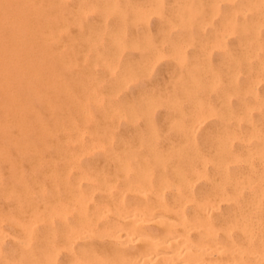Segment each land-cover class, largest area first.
<instances>
[{"label": "rangeland", "instance_id": "1", "mask_svg": "<svg viewBox=\"0 0 264 264\" xmlns=\"http://www.w3.org/2000/svg\"><path fill=\"white\" fill-rule=\"evenodd\" d=\"M190 1L191 2L193 1L192 4ZM205 1H207V3ZM212 1L211 0H174V1L173 0H50V1L49 0H2L1 1L0 0V38L2 39V44L0 43V48L2 47V49L4 50V51L2 50L4 56L7 54L5 57L9 61L8 62L9 67L14 70H17L19 68L21 69L24 67L30 70L31 69L39 70V71L41 70L40 72H41L42 79L39 84H33L34 86L32 84H18V85L17 84L16 85L7 84L11 89L13 90L16 89L15 91L17 92L18 90L20 93L18 101L13 102V105L11 106L13 111L14 109H17L16 111L18 114L17 113L13 114L7 118H4L3 116L0 117V124L5 125L4 127L5 129L8 127L6 129L8 133V140H9L8 144L10 143L9 146H11L10 152L12 154V157L16 159V163L17 161L19 162V166L18 164L16 166H18V170L20 171L21 179L24 181L27 187L30 188L31 186V189H30L32 191L30 194L31 200L34 198L33 199L34 202L41 203V199L44 201L43 195L47 196L49 194L48 189L50 187V184L48 183L50 182L47 178L48 176L46 173L48 171H52L53 169H56V171L54 170V172L58 173L59 175L63 172L61 174L62 177L63 175H68L70 177L72 175L71 179H73L75 177V174H78L74 172L75 171L77 172L78 169L81 168V166L83 168H86L87 170V168H89V165L90 166L92 165L93 167H90L91 169L90 168L88 169L90 170V173H91V170L93 169L92 172L93 174L95 173V176L97 178L102 177V179H106V180L110 179V182H111L114 175L118 173L117 169L114 170L115 168H117L115 167V164L113 166L114 162L112 161L110 162L107 157L108 155L113 154V156L114 155L118 157L123 156L121 158V162L125 165L130 163V159H132L131 160L132 162L134 161V164H135V161H137L135 164V169L138 168L136 165L139 160L142 162L144 161L146 162V161H149L150 159V162L152 161L151 162L152 164L148 162L149 164L147 163L146 166L141 165L140 169L146 167L148 169L147 174L150 175L151 173H153L152 175L153 177L155 175V177L154 178L152 177V179H155L158 173L157 168L159 169L161 163H163V165H166L170 163V162H167L168 160L176 161L179 157L181 158L183 155L186 156L188 154H191V152L198 150V149L200 150V152L205 151L209 153L212 148L217 146L216 142L218 141V138L219 136H221L222 132L225 131L226 127H227L226 129L227 131L236 130L238 132L239 130L244 129L243 125H241L243 127L237 128L235 125L233 126V124H230V123H231V120H234L233 116H235L234 114L235 111H236V114L239 112V108H240L239 105L243 102L241 100L243 99V97L239 96L241 94L240 92L238 93L239 90L237 91L236 89H239L241 86L245 85L243 83H245V81L247 80L246 77L247 75H249L248 73H250L249 71L251 70V69H248L247 67L254 65L256 60H253V59H256V58L252 54L251 50H248V49L245 50L243 49L242 46H239V43H237L238 40L236 39V37H234L235 36L234 34H226V36H228L227 38H225L226 36L219 38L217 34V30H218L217 27H219V22H220L219 20L224 14L223 12H225L228 8L227 7L223 8L225 6L223 3L214 4L216 5L214 8L215 10L211 12V7L214 6ZM32 7H33V10H32ZM23 8H25L24 11H23ZM220 8H222L223 10H220ZM19 10L22 11V13H20ZM201 10L204 12H202ZM219 11L221 12L219 13ZM55 13H58V15H56ZM196 13L197 14L199 13L200 15H197ZM219 14L220 16L217 17V15ZM36 16L38 18L40 16V18L38 19ZM50 17L52 19H50ZM194 17L195 19L196 17L198 18L195 20ZM204 17H205V20H204ZM36 19H38L39 23L41 24L35 22L34 20ZM53 19H56L55 23ZM214 19H216V21ZM24 20L26 21L24 22ZM42 20L46 22H44L43 24ZM211 20L214 22H212ZM38 25H41V26H38ZM47 25H49V27ZM207 25L211 27H208ZM43 28L46 31L43 30L42 32L41 29ZM49 31H51L53 34ZM231 35H232V39H231ZM37 39L39 40V42H36L38 41ZM49 40L51 42H49ZM225 41L226 43H224ZM20 47L21 49L22 48L23 49L21 50ZM26 48L27 49L29 48V50H27ZM218 49H220V51L222 50L221 52L223 53V55ZM240 50H242L241 51L242 54ZM21 51H22V54H21ZM235 51H237V53ZM30 53H33V54H30ZM234 53H236V55ZM45 54L46 56H44ZM219 54H220V57L221 56L223 57L220 58ZM33 56H36V57H33ZM243 56H245V58H243ZM30 57L31 58L33 57V60H31ZM47 57L51 59L48 60ZM250 59H252V61ZM37 60L39 61L41 60V61L39 62ZM51 60L53 61V64L55 63V65L58 66V68L59 67L62 68V73L61 71L58 72L59 71L58 68L55 69V65L51 64L52 62ZM236 60L238 61V63H237V66L234 67L236 63V62L234 63V61ZM246 60L248 63L245 62ZM241 63L242 64L244 63V64L241 66L239 65ZM220 64L221 65L223 64V66L221 67ZM244 65L246 66L247 70L245 69ZM45 66H47V68ZM220 67L222 68L223 72L221 71ZM53 69L55 72L53 71ZM234 69H235V72H234ZM225 71H226V75H225L226 77L224 79L223 77H224ZM43 73H44L43 75L44 77L42 76ZM60 74L64 75L68 80L64 79V76H61ZM86 75L91 81L93 80L92 81L94 82L93 84H91L92 82L90 80L89 81L87 80ZM240 75H242L241 78H240ZM63 80L64 81L66 80V81L63 82ZM237 80L239 81V83H237ZM240 80H242V82ZM69 81L73 82L74 84L73 83L70 84ZM235 81H236V84H234ZM262 81L264 80H260L259 81L260 83L258 82L253 85L254 87L256 86V91L258 90V88H260L259 90L261 91L258 90L257 93L259 92L258 95L264 97V93H262V91H264L262 90L264 89L262 88L264 87V84H262ZM89 82L91 83L87 84ZM222 84L225 88L222 86ZM239 84H240V87H238ZM56 85L57 86L59 85L61 87L60 88L56 87ZM26 86L28 87V89ZM54 86H55V89L57 90L52 88ZM48 87L51 89V91L47 89ZM24 88H25V91L27 90L28 92H25ZM218 88H220L221 90ZM58 90L60 91L58 92ZM218 90L222 92L217 93ZM225 90L226 92L223 93V91ZM30 91L31 93H29ZM66 91H68L67 92L68 94L65 93L66 94L65 95L64 92ZM94 91L96 92V94ZM230 91L231 93H229ZM27 93L29 94V97ZM33 93H36L37 95V98H34V101H35L34 103L31 102L33 101V98L31 99V96L33 95ZM40 93L42 95H40ZM45 93H47V95ZM25 95L26 97L24 98L23 96ZM44 95H46L47 97L46 96L44 97ZM60 96L62 97L59 98ZM237 96L239 99L237 98ZM27 97L28 99H26ZM215 98L217 99L215 100ZM236 99L240 101V102L237 101L239 104L236 102ZM61 100H63L62 103L60 102ZM228 101L229 103H227ZM232 101L234 102L235 106H232V103H233ZM202 103L205 106H202L203 105ZM33 105L36 107L34 108ZM44 105L45 107H42ZM57 105L59 106L57 107ZM115 106H117V108ZM193 106L196 111H194ZM63 109H64V112H63ZM203 109L204 111L205 110L207 111L204 112ZM114 111H116V113ZM191 111H194V112H191ZM200 111L201 113H199ZM231 111H234V113L233 112L231 113ZM30 112H32L31 115H30ZM43 112L46 114H44ZM54 112L56 116L54 115ZM58 112L59 114H57ZM197 113H198V116L197 117L196 115L194 116V114H197ZM256 113H257V110H253L251 112L252 115L253 114L255 115V116L254 115L252 116L253 118L252 120L254 122H256V120L258 121L257 119L258 117ZM61 115H64V116H61ZM191 115H193V117ZM57 116L59 118L62 117L60 118L61 120ZM64 117L67 119L64 120ZM215 117H217V119ZM202 118L203 119L207 118L208 120H204V121L201 120L199 122L196 121ZM47 119L49 120V122H47ZM218 119L219 120L221 119L222 121L221 120L218 121ZM62 120L65 121L66 124ZM216 120L219 123H215L217 122ZM70 121L72 122L73 126L71 125ZM202 121L204 122L205 125L204 124L202 125L200 123ZM226 121H228V123L230 122L229 124L231 126L225 125ZM93 124H94V127H93ZM82 126L85 128H83ZM75 127L78 130H76ZM80 127L82 128L80 129ZM199 129L201 130V132H203V134L199 133L200 131ZM216 129H219V130H216ZM94 130L95 132L96 130H98L96 134ZM191 130L194 132L196 136L193 134ZM59 131L60 133H58ZM91 131L93 135L91 134ZM71 132L74 135V136L72 135L73 139L69 135V133ZM240 132H244V131H239L238 133ZM189 133H191L193 136ZM60 134L62 136H60ZM86 134H88V136H86ZM199 134L205 137H202L201 139L199 138L201 137ZM32 135L33 137H31ZM101 135L103 138H101ZM104 136L106 138H104ZM114 136H116L117 138L115 137L116 138L115 139ZM56 137H60V138H56ZM91 137L92 138L96 137V138L91 139ZM195 137H196V140H194ZM1 138L2 136L0 133V139ZM97 138H98V141H97ZM113 138L116 141H114ZM203 138L204 139L206 138L204 140L205 141L204 144L206 143L205 144L206 146L202 144ZM55 139H57L59 143L57 142V140L55 141ZM110 139H113V140H110ZM118 139L119 141H117ZM142 139H144V141H142ZM36 140L37 142H40V143H37ZM33 141L35 142V144L33 143ZM69 141L71 142V144L69 143ZM113 141L115 143V145L113 146L114 149L115 147L116 148L118 147L117 151L116 149L115 150L112 149L113 147L110 149V145L112 146L114 144ZM130 141L131 142L134 141V142L131 143ZM16 142H18L17 144H19L21 148L32 147V148H35L37 154L40 155L42 153L40 155L41 158L39 157L38 164L37 162L33 164L34 163L33 159H34L35 154L31 152L30 153L26 152L27 156L26 154L22 157L19 156L21 155L20 154L21 152L18 153V152H15L14 149H12V147L15 146ZM195 142H197L198 145H196ZM232 142L233 143L236 142V143L233 144ZM66 143L67 145H65ZM172 143L173 144L175 143V144L173 145ZM188 143L190 144L187 145ZM238 143H239L238 140L234 139L233 141L231 140L229 142V146L231 147L232 145L233 147L235 145L233 148L237 149ZM59 144L60 146H58ZM69 144L72 146L71 148ZM72 144H74V146ZM75 144L77 145L79 144L80 146L79 145L78 146L80 147V149L77 145L76 147ZM84 144L86 145L89 144V145L86 146ZM199 144L201 145V149L203 150L200 149ZM209 144H212V145H209ZM53 145H55L54 148H53ZM175 145L176 147H174ZM141 146H142V150H139L141 149L140 148ZM143 146L146 148H144ZM73 147H75L76 149ZM68 148H70L71 151H69L70 149ZM105 148L106 149L108 148L109 151L111 150L113 151L109 152L108 149L106 150ZM62 149H65V151H68V152H64V150ZM97 149H98V152L96 153ZM163 149L164 150L166 149L165 150L166 152ZM75 150H77L76 153L74 152ZM102 150L103 151L106 150L107 152L106 151L103 152ZM158 150L160 152L159 154H158ZM49 151L52 154H54L53 157L51 156L52 154H50ZM72 151L74 153H72ZM140 151L141 153H143V155H141ZM118 152L120 153V155ZM124 152H126V155ZM105 153H107V155ZM91 154H93V157L95 156L94 157L95 159L91 156ZM147 154L148 156H145ZM139 155L140 157H138ZM173 155H175L177 158L174 156V159H171V158L169 159L168 156L173 157ZM49 156H51V158ZM83 156L84 157L86 156V157L84 158ZM136 156H137V159L133 160ZM20 157L21 158L25 157V158L22 161ZM87 157H89V159L92 158L94 162L91 159L89 160ZM153 157L155 158L153 159ZM61 158L63 161L61 160ZM69 158H71L73 161L75 159V162H72L71 159L69 160ZM83 158L84 159L87 158V161H91V162H87L88 163L87 167L86 165L81 164V163L87 164L85 162H82V160H84ZM97 158L100 161V163L102 162L103 163L100 164L99 161L96 160ZM101 158L102 160L105 159V161L104 160L102 161ZM126 158L128 160H126ZM146 158H148V160H145ZM51 159L53 162L51 161ZM55 159L57 161L60 160L61 163L57 162ZM41 160H43V162L45 163H43ZM67 160H69L70 162ZM76 160L78 161L77 164H76ZM106 160L109 161V164H108V161ZM95 161H97L98 163ZM62 162L63 164L65 162L66 167H64L65 165L63 166ZM67 162L69 163V165L66 164ZM132 162L130 164L131 168L134 166ZM96 163H97V166H95ZM78 164H79V167H78ZM55 165H58V166L54 168ZM149 165H151V167H148ZM25 166H26L27 172H25L26 171ZM3 167L0 166V169H1L0 171L5 172L8 170L11 171L15 166L12 165V167L10 168L4 167V169ZM150 168H152L153 170L152 169L150 170ZM37 170H39V172L38 174L35 172L36 173L35 174L33 171H37ZM40 172H42L41 176H40ZM28 173L30 174V178H28L29 176ZM71 173H74V175ZM87 173L90 174L89 171ZM70 177L68 178L70 179ZM45 180L47 181L45 182ZM197 185L199 186V184ZM37 186L40 187V189H36ZM43 186L44 187L47 186L48 189L45 187L47 189V192H45L46 189ZM198 186H196V188ZM34 195L36 196V198ZM37 199H40V200H37ZM9 201H7V199L0 200V204L2 205L4 204L3 206L0 205V208L9 210L10 209L9 207H11L10 209L11 211L13 209V202L11 200ZM5 229L6 231L12 233L11 229H9L8 227ZM5 247L7 248L8 244H5V246L3 245V248Z\"/></svg>", "mask_w": 264, "mask_h": 264}, {"label": "bare ground", "instance_id": "2", "mask_svg": "<svg viewBox=\"0 0 264 264\" xmlns=\"http://www.w3.org/2000/svg\"><path fill=\"white\" fill-rule=\"evenodd\" d=\"M192 2H191V4H192ZM205 2L207 3V1H205ZM212 2H213V5L223 3L225 5L223 8H225V7L228 8L225 12H223L224 14L222 13L223 15H222L221 19L219 20L220 21L219 27H217L218 28L217 34H218L219 38L226 36V34H234L235 36L234 35L233 36L236 37V39L238 40L237 43H239V46H242L243 49H245V50L246 49L251 50L252 54L256 58V59H253V60H256L254 65L249 66L250 65L249 64L248 65L249 67H247L248 69H251L252 71L251 70L249 71L250 73H248L249 75H247L248 78L246 77L247 80L245 81V83H243L245 85L240 87V84H241L240 83L238 86L240 88L236 89L237 91L239 90L238 93L240 92V94H241V95H239V94L238 95L240 97L241 96L243 97V99L240 98L243 102L239 105L240 108H239V112L237 114H236V111H235V113H234V111H231V113L233 112L235 114V116H233L234 120H231V123L229 122L230 124H233V126L235 125L237 128L244 126V129L242 128L243 130H239V131H244V132L238 133L239 131L237 132L236 130H234L236 132L231 131V130L227 131L226 130L227 127H226L225 131H227V132H225V131L222 132L221 136H219L218 141L216 142L217 146L212 148V149L210 148L211 150L209 153H207L205 151L200 152V150L198 149L199 151L195 150V151L191 152V154L187 153L188 155H186V156L183 155L181 158L179 157L176 161H169L167 159L168 160L167 162H170V163H168L169 165L168 164L163 165V163H161L159 169L157 168L158 173H157V176L155 179H152L153 173H151V171H150V173H151L150 175L147 174L148 169L146 167H144L145 169L142 168L143 170L140 169L141 165L146 166L147 163L150 162V159H149V161H146V162L145 161L142 162L139 160L138 161L139 164L137 163V165H136L138 168L135 169V164L137 161H135V164H134V161L132 162L131 161L132 159H130V163L127 162L128 164L125 165L121 162V158L123 156L118 157L116 155L113 156V154L108 155L107 157H108V160L110 162L111 161L114 162L113 166L115 164V167H117L114 170L117 169L118 173L116 175H114L113 178L110 177V178H112L111 182H110L109 178H108L109 180L102 179V177L97 178L95 176V173L93 174V172H92L93 169L91 170V173H92L91 174L90 170H88V169L90 167H93L92 165L91 166L89 165V168H87V170H86V168H83L81 166V168H79L77 172L76 171L74 172V173H78V174H75V177L73 179H71L72 175H71V177L68 175H63V177H62V175H61L63 173L62 171H60L62 173L59 175L58 173L54 172V170L56 171V169H53L52 171L47 170L48 172L46 174H47V176H48L47 178L50 182V183H48V184H50V187H49V189L47 188L48 185L45 187L48 189L49 194L47 195L48 196L47 197L46 195H43V193H42V195L44 196V198H43L44 201L41 199V203H37V202H34V200H33L34 198L31 200V195H30L32 192L30 190L31 186H30V188L27 187V185L21 179L20 171L18 170L19 162L17 161V163H16V159L12 157V154L10 152L11 146H9L10 143L8 144L9 140H8V133L6 130L8 127L5 129L4 128L5 125L0 124V133L2 136V138L0 139V166H2V167L4 166L6 168H10V167H12V165L15 166L11 171H9V170L5 171V172L0 171V200L7 199V201L11 200L13 202V209L11 211H10L11 207H9L10 208L9 210H5V209L0 208V264H264V97L258 95L259 92L257 93V91L260 88H258V90L256 91V86L254 87V85H253V84L258 83L260 80H264V0H213ZM43 3H44V1H43ZM215 6L216 5L212 6L213 8L211 7V12L213 10H215L214 9ZM218 7H219V5H218ZM4 8H6V7H4ZM24 9L25 8H23V11H24ZM20 10H21V8H20ZM32 10H33V7H32ZM220 10H223V9L220 8ZM202 12H204V11H202ZM216 12H217V10H216ZM220 12L221 11H219V13ZM20 13H22V11H20ZM35 14H36V12H35ZM55 14L58 15V13H55ZM197 15H200V14L198 13ZM218 16H220V14L217 15V17ZM205 17H204V20H205ZM39 18H40V16H39ZM55 18H56V16H55ZM197 18L198 17H196V19ZM24 19H25V17H24ZM30 19H31V17H30ZM38 19H36L34 21L39 23ZM50 19H52V18L50 17ZM194 19H195V17H194ZM55 20L56 19H53L54 23L56 22ZM214 20L216 21V19H214ZM25 21L26 20H24V22ZM44 22H46V21H43V24H44ZM212 22H214V21H212ZM20 24H22V23H20ZM39 24H41V23H39ZM46 24H48V23H46ZM34 26H35V24H34ZM38 26H41V25H38ZM47 26L49 27V25H47ZM42 27H43V25H42ZM208 27H211V26H208ZM41 30L43 32L44 28ZM41 30H39V31H41ZM212 30H213V28H212ZM44 31H46V30H44ZM51 31H49V32H51ZM227 37L228 36H226L225 38H227ZM44 38H46V37H44ZM231 39H232V35H231ZM24 42H26V41H24ZM36 42H39V40ZM49 42H51V41L49 40ZM211 42H212V40H211ZM0 43L2 44L1 38H0ZM224 43H226V41ZM48 44H50V43H48ZM227 44H228V42H227ZM20 49H21V47H20ZM215 49H216V47H215ZM2 50L3 49L1 47L0 48V117L3 116L4 118H7V117L17 113V111H16L17 109H14V111H13L11 106L13 105V102L18 101L19 94H20L18 90L16 92L15 91L16 89L15 90L11 89L7 84H12V85L13 84H15V85L16 84L17 85L18 84H32V85L33 84H39L41 82L42 77H41V72H40L41 70L40 71L39 70H33V69L30 70V69H27L25 67L21 68V69L19 68L17 70L10 68L9 63H8L9 61L5 57L7 54L4 56V54H3L4 50L3 51ZM27 50H29V48ZM218 50L220 51V49H218ZM237 51H235V52L237 53ZM241 51L242 50H240V52ZM9 52H10V50H9ZM33 53H30V54H33ZM236 53H234V54L236 55ZM21 54H22V51H21ZM241 54H242V52H241ZM222 55H223V53H222ZM44 56H46V54ZM33 57H36V56H33ZM33 57L32 58L30 57L31 60H33ZM219 57H220V54H219ZM221 57H223V56H221ZM38 58H39V56H38ZM243 58H245V56H243ZM47 59L50 60L51 58L49 59L47 57ZM226 59H225V61H226ZM228 59H229V57H228ZM52 60H53V58H52ZM250 60L252 61V59H250ZM13 61H14V59H13ZM37 61H39V60H37ZM245 62H247V60ZM227 63H229V62H227ZM234 63H235L234 67H236L238 61L236 60V61H234ZM42 64H41V66H42ZM51 64H53V61L51 62ZM223 64L222 65L220 64V66L222 67ZM243 64L241 63L239 65L242 66ZM53 65H55V63ZM230 65H228V66H230ZM56 66L57 65H55V69L58 68V66L57 67ZM45 67L47 68V66H45ZM221 67H220V69L222 71ZM243 67H241V68H243ZM247 68L245 66L246 70H247ZM58 69H59L58 72L61 71V73H62V68L59 67ZM231 69H233V68H231ZM238 69H239V67H238ZM53 71H54V69H53ZM227 71H229V70H227ZM234 72H235V69H234ZM43 75H44V73L42 74V76ZM60 75L64 76L62 74H60ZM225 75H226V71L224 73V77H223L224 79L226 77ZM241 76L242 75H240V78H241ZM86 77H87V75H86ZM69 78H70V76H69ZM230 78H232V77H230ZM64 79L68 80L65 76H64ZM56 80H55V82H56ZM87 80L89 81L90 79L87 77ZM65 81L63 80V82H65ZM70 81H69L70 84L73 83ZM94 81H95V79H94ZM240 81L242 82V80H240ZM91 82H89L87 84H90ZM69 83H67V84H69ZM93 83L94 82H92L91 84H93ZM237 83H239L238 80H237ZM56 84H58V83H56ZM234 84H236V81L234 82ZM262 84H264V81H262ZM226 85H227V83H226ZM19 86H21V85H19ZM222 86H223V84H222ZM56 87L60 88L61 86L56 85ZM207 87H208V85H207ZM207 87H206V89H207ZM25 88H24V91H25ZM52 88L55 89V86ZM216 88H217V86H216ZM262 88H264V87H262ZM22 89H20V90H22ZM27 89H28V87H27ZM47 89H49L51 91V89L49 87ZM218 89H220V88H218ZM55 90H57V89H55ZM220 90H218L217 93L220 92ZM226 90L223 91V93L226 92ZM230 90H232V89H230ZM236 90H235V92H236ZM262 90H264V89H262ZM52 91H54V90H52ZM59 91L60 90H58V92ZM62 91H64V90H62ZM259 91H261V90H259ZM25 92H28V91L26 90ZM67 92L68 91L64 92V94L65 93L68 94ZM29 93H31V91ZM47 93H45V94L47 95ZM229 93H231V91ZM262 93H264V91H262ZM52 94H53V92H52ZM95 94H96V92H95ZM40 95H42V94L40 93ZM46 95H44V97ZM23 97L25 98L26 95ZM28 97H29V94H28ZM28 97L26 99H28ZM61 97L62 96H60L59 98H61ZM71 97H72V95H71ZM218 97H220V96H218ZM32 98H33V101H31V102L34 103L35 102L34 98H37L36 93H33V95L31 96V99ZM52 98H53V96H52ZM227 98H228V96H227ZM237 98H238V96H237ZM216 99L217 98H215V100ZM238 99H236V102L239 101ZM191 100H192V98H191ZM71 101H72V99H71ZM229 101L227 103H229ZM60 102L62 103L63 100H61ZM234 102L232 103V106H235ZM39 104H40V102H39ZM35 105H36V103H35ZM198 105H200V104H198ZM58 106L59 105H57V107ZM202 106H205V105L203 104ZM206 106H208V105H206ZM35 107L36 106H34V108ZM42 107H45V105ZM115 107L117 108V106H115ZM226 107H228V106H226ZM193 108H194V106H193ZM199 108H201V107H199ZM37 109H38V107H37ZM231 109H233V108H231ZM45 110H46V108H45ZM253 110H257L256 115L258 117L257 118L258 121L256 120V122H254L252 120L253 119L252 116L255 114L254 112H253L254 113L253 115L251 114V112ZM40 111H42V110H40ZM194 111H196L195 108H194ZM194 111H191V112H194ZM201 111L199 113H201ZM203 111H204V109H203ZM205 111H207V110H205ZM222 111H224V110H222ZM55 112H54V115H55ZM63 112H64V109H63ZM114 112L116 113V111H114ZM118 112H119V110H118ZM31 113L32 112H30V115H31ZM52 113H53V111H52ZM60 113H61V111H60ZM44 114H46V113H44ZM44 114H42V115H44ZM57 114H59V112ZM195 115L197 117L198 113L194 114V116ZM61 116H64V115H61ZM191 116L193 117V115H191ZM201 116H202V114H201ZM70 117H71V115H70ZM60 118H62V117H60ZM188 118H187V120H188ZM207 118L206 119L202 118V119L196 120V121L199 122L201 120H203V121L208 120L209 118L208 119ZM215 118L217 119V117H215ZM48 119H50V118H48ZM48 119H47V122H49ZM59 119H58V121H59ZM65 119H67V118L64 117V120ZM187 120H185V121H187ZM189 120H191V119H189ZM220 120L218 119V121H220ZM31 121H32V119H31ZM218 121L215 123H219ZM63 122L65 123V121H63ZM72 122H73V120H72ZM72 122H71V125H72ZM202 122H200V123L203 125L204 122L203 123ZM232 122H234V123H232ZM226 123H225V125H230L228 123V121H226ZM65 124H64V126H65ZM184 125H185V123H184ZM210 125H212V124H210ZM241 125H243V126H241ZM36 126H38V125H36ZM66 126H68V125H66ZM186 126H187V124H186ZM82 127H80V129ZM93 127H94V124H93ZM44 128H46V127H44ZM83 128H85V127H83ZM210 129H212V128H210ZM76 130H78V129L76 128ZM178 130H180V129H178ZM192 130H193V128H192ZM216 130H219V129H216ZM60 131L58 133H60ZM67 131H69V130H67ZM97 131L98 130H96V132ZM195 131H196V129H195ZM64 132H66V131H64ZM94 132H95V130H94ZM96 132H95V134H96ZM71 133H69V135L72 138L73 133L72 134ZM185 133H184V135H185ZM199 133L203 134V132H201V130L199 131ZM91 134H92V131H91ZM178 134H180V133H178ZM189 134H191V133H189ZM193 134H194V132H193ZM28 135H30V134H28ZM33 135L31 137H33ZM65 135H66V133H65ZM102 135H103V133H102ZM102 135H101V138H103ZM181 135H182V133H181ZM49 136H51V135H49ZM54 136H56V135H54ZM57 136H58V134H57ZM60 136H62V135L60 134ZM76 136H78V135H76ZM86 136H88V134H86ZM94 136H96V135H94ZM65 137H67V136H65ZM115 137L116 136H114V138ZM202 137H205V136L202 135L199 138L202 139ZM56 138H60V137H56ZM93 138L95 139L96 137H93ZM93 138L91 137V139H93ZM98 138H97V141H98ZM104 138H106V137L104 136ZM107 138H108V136H107ZM142 138H143V136H142ZM113 139H110V140H113ZM115 139H114V141H116ZM205 139L203 138V142L201 141L202 144H204ZM208 139H209V137H208ZM234 139L238 140V142H239L237 144V149L233 148L235 145L233 147H232V145H231V147L229 146V142L231 140L233 141ZM44 140H46V139H44ZM56 140L57 139H55V141ZM194 140H196V137L194 138ZM114 141H113V143H114ZM117 141H119V139ZM120 141H122V140H120ZM134 141H132V142H134ZM142 141H144V139H142ZM36 142H37V140H36ZM57 142H58V140H57ZM77 142H78V140H77ZM236 142H234V143H236ZM17 143L18 142L15 143V146L12 147V149H14V151L18 152V153L21 152L20 153L21 155H19L21 157L24 156L26 154V152L27 153L31 152V153L35 154L34 159H33L34 160L33 164H35V162H37V164H38L39 157L41 158L40 155L42 153L40 155L37 154L35 148H32V147L21 148V146ZM33 143L35 144L34 141H33ZM37 143H40V142H37ZM69 143L71 144L70 141H69ZM178 143H179V141H178ZM60 144L58 146H60ZM70 144H69V146L71 148L72 146ZM97 144H98V142H97ZM189 144L190 143H188L187 145H189ZM195 144L198 145L197 142H195ZM65 145H67V143ZM72 145L74 146V144H72ZM76 145L77 144H75V146ZM84 145H86V144H84ZM88 145H86V146H88ZM108 145H109V143H108ZM114 145H115V143L112 146L110 145V149ZM141 145H143V144H141ZM209 145H212V144H209ZM54 146L55 145H53V148H54ZM56 146H57V144H56ZM169 146H171V145H169ZM199 146L201 149L200 144H199ZM63 147H64V145H63ZM107 147H109V146H107ZM174 147H176V145ZM189 147H188V149H189ZM70 148H68V149H70ZM73 148H75V147H73ZM117 148L115 147L116 151H117ZM140 148L141 149H139V150H142V146ZM144 148H146V147H144ZM68 149H66V150H68ZM79 149H80V147H79ZM112 149H114V147ZM62 150H64V152H68V151H65V149H62ZM93 150H91V151H93ZM106 150H104V151L102 150V151L105 152ZM201 150H203V149H201ZM69 151H71V149ZM76 151L77 150H75L74 152L76 153ZM108 151H109V149H108ZM111 151H113V150H111ZM111 151H109V152H111ZM146 151H148V150H146ZM169 151H170V149H169ZM51 152H52V150H51ZM51 152H50V154H52ZM74 152L72 151V153H74ZM97 152H98V149H97L96 153ZM44 153H45V151H44ZM124 153L126 155V152H124ZM140 153H141V151H140ZM159 153L160 152L158 150V154ZM105 154L107 155V153H105ZM44 155H46V154H44ZM53 155L54 154H52L51 156L53 157ZM119 155H120V153H119ZM141 155H143V153H141ZM26 156H27V154H26ZM51 156H49V157L51 158ZM91 156L93 157V154H91ZM145 156H148V154ZM149 156H151V155H149ZM174 156L175 155H173V157H170V156H168V157H169V159L170 158L174 159ZM21 157H20V159H22V161H23V159L25 157L24 158H21ZM138 157H140V155ZM43 158H45V157H43ZM87 158L89 159V157H87ZM87 158L82 160V162H85V163L91 162V161H87ZM154 158L155 157H153V159ZM26 159H27V157H26ZM52 159H51V161H52ZM70 159L71 158H69V160ZM90 159L93 160L92 158H90ZM136 159H137V156L133 160H136ZM55 160H54V162H55ZM61 160H62V158H61ZM69 160H67V161H69ZM96 160H98V158ZM101 160H102V158H101ZM103 160L105 161V159H103ZM108 160H106V161H108ZM126 160H128V159L126 158ZM145 160H148V158H146ZM41 161L43 162V160H41ZM71 161L75 162V159H74V161L71 159ZM109 161H108V164H109ZM122 161H123V159H122ZM124 161H125V159H124ZM47 162H48V160H47ZM57 162L61 163L60 160ZM77 162L78 161L76 160V164H77ZM93 162H94V160H93ZM95 162H97V161H95ZM131 162L134 165L133 167H134L135 171H134L133 167L131 168V165H130ZM43 163H45V162H43ZM97 163H96V165L95 164L94 165L97 166ZM99 163H100V161H99ZM102 163H100V164H102ZM17 164H18V166H16ZM62 164H63V162H62ZM66 164L69 165L68 162ZM81 164L86 165V167L88 165V163L87 164L81 163ZM110 164H112V163H110ZM64 165H65V162H64L63 166ZM128 165H130V166H128ZM41 166H39V167H41ZM46 166H47V164H46ZM49 166H50V164H49ZM56 166H58V165H55L54 168ZM4 167H3V169H4ZM43 167H45V166H43ZM60 167H62V166H60ZM64 167H66V165ZM78 167H79V164H78ZM107 167H108V165H107ZM109 167H110V165H109ZM148 167H151V165H149ZM94 169H95V167H94ZM151 169L152 168H150V170ZM25 170H26V166H25ZM58 170H57V172H58ZM72 170H74V169H72ZM102 170H103V168H102ZM88 171L90 174L87 173ZM25 172H27V170ZM33 172L34 173L36 172L38 174L39 170L33 171ZM74 173H71V174L74 175ZM41 174H42V172H40V176H41ZM25 175H27V174H25ZM31 177H32V175H31ZM68 177H70V179ZM154 177H155V175H154ZM28 178H30V174H29ZM46 181L47 180H45V182ZM25 182H26V180H25ZM30 182H31V180H30ZM197 184H199V186ZM196 186H198V187L196 188ZM36 189H40V187L37 186ZM47 189H46V191L45 190L44 191L47 192ZM45 192H44V194H45ZM35 198H36V196H35ZM37 200H40V199H37ZM0 205H2V204H0ZM7 227L9 229H11L12 233L6 231L5 228H7ZM5 244H8L7 248L6 247L3 248V245L5 246Z\"/></svg>", "mask_w": 264, "mask_h": 264}]
</instances>
